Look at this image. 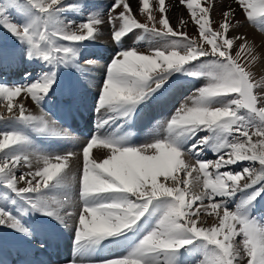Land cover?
I'll list each match as a JSON object with an SVG mask.
<instances>
[{
  "label": "snow or ice",
  "instance_id": "1",
  "mask_svg": "<svg viewBox=\"0 0 264 264\" xmlns=\"http://www.w3.org/2000/svg\"><path fill=\"white\" fill-rule=\"evenodd\" d=\"M178 4L188 19L173 26L170 0H112L104 11L95 0H0L13 40L0 45V229L17 255L46 252L59 230L64 264H264V41L239 31L264 35V0ZM105 27L120 47L93 97L96 130L79 151H49L79 143L48 105L86 102L100 68L86 50ZM187 81L198 86L136 142L125 125Z\"/></svg>",
  "mask_w": 264,
  "mask_h": 264
},
{
  "label": "rangeland",
  "instance_id": "2",
  "mask_svg": "<svg viewBox=\"0 0 264 264\" xmlns=\"http://www.w3.org/2000/svg\"><path fill=\"white\" fill-rule=\"evenodd\" d=\"M168 0H166V3H167ZM171 1V0H170ZM176 4H178V0H173ZM219 2L221 4H223L225 2V0H219ZM179 5V4H178ZM182 7L179 5L178 8H175L172 7L169 15H170V21L174 24L177 23L178 21V18L183 16L186 20L188 19L187 18V15L186 13L184 12L183 15H179V10H181ZM220 9H217V12L219 13ZM187 12V11H186ZM178 13V15H177ZM188 14V13H187ZM175 19V20H174ZM217 19H219V15H217ZM237 19L238 20H241L243 21L244 17H243V14L242 13H239L237 15ZM191 23L190 21L188 22L187 24V27L186 29L190 28L189 29V32L191 34V36L195 35L196 33V28L194 27V25L192 24L191 26ZM245 28V27H244ZM244 28H241V30H244ZM251 28V27H250ZM252 30L254 28H251ZM254 31H256L254 29ZM256 33L260 36H262L259 32L256 31ZM264 37V35H263ZM13 43V40H12V37L9 36L6 32H4L2 29H0V45H3V46H9ZM256 44H258L257 46L259 47L260 45V42H256ZM112 51V50H111ZM111 53V52H110ZM111 58V57H110ZM110 58H105V64H100V68L98 71H96L94 73V81L92 83V85L86 90V100L89 101V99H91L93 101V97L96 95L97 93V90H94V84L96 82H100L102 80V77H103V69L105 67V65L108 63V61L110 60ZM103 62H104V58H102ZM102 62V63H103ZM258 71V70H257ZM19 77V76H18ZM259 78V76H258ZM183 90V89H182ZM180 90V91H182ZM179 91V92H180ZM177 95V93L175 94ZM173 96V95H172ZM30 100V99H29ZM31 101V100H30ZM19 102H23L25 104V106H27L28 104V99H24L23 101H17V103ZM32 102V101H31ZM33 103V102H32ZM172 106H175L174 104ZM86 107H90V106H87L86 104H84L83 108H86ZM48 108L52 111L53 114H55V116L58 118V119H61V118H64L66 115L69 117V122L67 123V120H65L63 122V126H67L66 124H69L71 123V118H72V115L75 114V113H78L79 115L81 114V105L80 104H77V105H74L71 110H67V109H64L60 106L57 105V103L55 102V98H54V101L53 103H50L48 105ZM92 109L93 106H92ZM31 111H37L36 107L34 106V110L33 109H30ZM88 110H91L88 109ZM5 113V106L3 105H0V114H3ZM93 116V114H91V117ZM141 118V117H140ZM66 123V124H65ZM91 131V130H90ZM142 139H137L136 142H141ZM48 145H46L47 147ZM70 144L69 142H62V143H55L53 142L52 144L50 143V148H48V150L52 151V152H62V151H77L78 150V147L75 146H72L74 147V149H70ZM207 158V157H206ZM210 158H216L215 156L213 157L212 155H210ZM212 159V160H214ZM247 164V162H245V165ZM74 165H75V162H74ZM241 167V165H237L236 166V170H239V168ZM204 219V218H202ZM208 220V223H212L213 220L212 218H206ZM39 223V222H37ZM52 233L50 234V237L48 235V240H49V247L56 250V256H55V259H51V262L50 263H47V264H64V259L69 255V234L68 233H64V232H61L59 230H56V231H51ZM0 237L3 238V240L6 242L5 243V246H4V253H0V259H2V257H5L7 256L8 259L6 261H10L11 259V262L12 264H18V262L22 259L21 255H17V252H16V248L18 247V245H14L12 243H10L12 240H13V236L11 233H9L6 229L3 233H1V230H0ZM13 249L15 250L13 252ZM12 253H14V255H12ZM38 252H34V254H37ZM30 256H34L32 253L28 254ZM13 256V257H11ZM37 260V259H36ZM34 260V261H36ZM39 261H42L43 259H38ZM32 261V260H31ZM38 262V261H37ZM38 264V263H37ZM45 264V263H43Z\"/></svg>",
  "mask_w": 264,
  "mask_h": 264
},
{
  "label": "bare ground",
  "instance_id": "3",
  "mask_svg": "<svg viewBox=\"0 0 264 264\" xmlns=\"http://www.w3.org/2000/svg\"><path fill=\"white\" fill-rule=\"evenodd\" d=\"M168 2V1H167ZM171 2V4L173 5V7H174V9L175 8H178V4H176L173 0H171L170 1ZM179 15H183L184 14V12H183V9H181V10H179ZM178 13H177V15H178ZM175 20V19H174ZM239 31L240 32H242V33H247L248 34V36H249V38H250V40H252V39H254L255 40V42H260L261 43V41H264V37H263V35L262 36H260V35H258L257 33H256V31H254V29L252 30L250 27H245L244 28V30H241V28L239 29ZM236 33H232V35H235ZM103 39V38H102ZM105 39V38H104ZM258 45V44H257ZM103 48H104V55H108V54H110V52H111V48H110V46H108V45H105V46H103ZM104 55H103V57H104ZM102 57V58H103ZM19 75L18 74H12V73H9V74H6L5 76H4V79L5 80H7V81H9V82H11V78L10 77H12V80H13V82H11V83H17V82H19L20 83V81L22 80L20 77H18ZM182 90V89H181ZM179 95V92H177V95H173V96H171L170 98H169V100L168 101H166V102H163L159 107H157V108H152L151 106H149V108L143 113V115H144V119L145 120H147V121H150V120H153V121H155V120H158L160 117H161V115L169 108V105L171 104V103H173V101L175 100V98L177 97ZM158 103V102H157ZM26 108H28L29 110L30 109H33L34 110V104L28 99V104H27V106H26ZM91 107H89V109H90ZM162 109V110H161ZM64 119V118H63ZM152 121V122H153ZM93 124V123H92ZM66 128H69L71 131H73V133L74 134H80L81 132H82V128H83V126H82V124H80L79 122H76V121H73V123L70 125V126H67ZM85 128H87V123H84V129ZM48 147V146H47ZM94 155H96L97 157H102L103 156V150L102 149H97V150H95L94 151ZM75 166V165H74ZM15 250L13 249V252H14ZM12 255H14V253H12ZM44 255V254H43ZM11 257H13V256H11ZM46 258H47V260H48V262L47 263H50L51 262V259H49L48 258V256H46ZM23 259H31L30 257H28V256H24L23 257ZM38 261V262H37ZM8 262V264H11L10 262L11 261H7ZM35 262H37L38 264H40V262L41 261H39V260H36ZM43 263H45V262H42V264ZM46 263V264H47Z\"/></svg>",
  "mask_w": 264,
  "mask_h": 264
},
{
  "label": "crops",
  "instance_id": "4",
  "mask_svg": "<svg viewBox=\"0 0 264 264\" xmlns=\"http://www.w3.org/2000/svg\"><path fill=\"white\" fill-rule=\"evenodd\" d=\"M99 2H100V4H98V5H106L105 7H103V10L102 11H104V10H106V8H107V5H109L111 2H112V0H99ZM131 2H132V6H133V8L135 9L136 7H137V0H131ZM182 7V6H181ZM182 9H183V11L186 13V15H187V18H188V14H187V12H186V10H184V8L182 7ZM140 19H141V22H145L144 21V18L143 17H140ZM190 21V20H189ZM171 22V21H170ZM172 23V22H171ZM190 23H191V25H192V22L190 21ZM172 25L173 26H176L177 25V23L176 24H174V23H172ZM190 25V26H191ZM191 28V27H190ZM190 28H188V29H186V31L188 32V34L191 36V34H190V32H189V29ZM103 38V39H102ZM105 38V39H104ZM109 38H110V35H109V29L107 28V27H105V29H104V34H103V36L100 38V40H99V42H107L108 40H109ZM132 39H134V38H132ZM132 39H126V41L127 40H132ZM188 82V81H187ZM192 86V85H191Z\"/></svg>",
  "mask_w": 264,
  "mask_h": 264
}]
</instances>
